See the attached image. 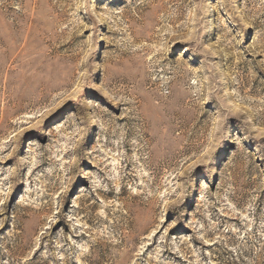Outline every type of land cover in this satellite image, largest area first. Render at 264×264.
Segmentation results:
<instances>
[{"label": "rangeland", "instance_id": "obj_1", "mask_svg": "<svg viewBox=\"0 0 264 264\" xmlns=\"http://www.w3.org/2000/svg\"><path fill=\"white\" fill-rule=\"evenodd\" d=\"M0 264H264V0H0Z\"/></svg>", "mask_w": 264, "mask_h": 264}]
</instances>
